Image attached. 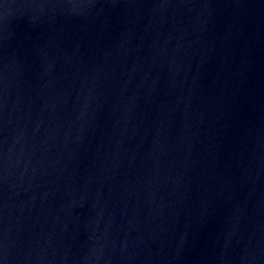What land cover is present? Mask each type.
<instances>
[{"label":"water","instance_id":"1","mask_svg":"<svg viewBox=\"0 0 264 264\" xmlns=\"http://www.w3.org/2000/svg\"><path fill=\"white\" fill-rule=\"evenodd\" d=\"M0 264H264V0H0Z\"/></svg>","mask_w":264,"mask_h":264}]
</instances>
